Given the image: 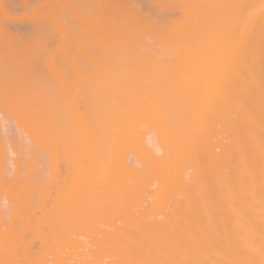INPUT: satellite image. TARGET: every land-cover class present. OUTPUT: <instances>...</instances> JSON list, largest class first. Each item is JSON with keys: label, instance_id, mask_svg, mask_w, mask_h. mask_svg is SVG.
I'll return each instance as SVG.
<instances>
[{"label": "bare ground", "instance_id": "6f19581e", "mask_svg": "<svg viewBox=\"0 0 264 264\" xmlns=\"http://www.w3.org/2000/svg\"><path fill=\"white\" fill-rule=\"evenodd\" d=\"M91 1L93 0H86L87 3L85 1L84 3L80 2L82 4L81 8H79L81 4L79 5L77 2L73 3L75 4V8L79 7L78 9H75L74 6H72L73 8L70 7L72 8L71 11L75 9L70 16L72 19L78 18L79 21H82L81 23L84 25L82 28L83 33L87 35L85 39H89V37L93 35V37L89 40L87 39L86 42H93L92 45L97 42L95 44L101 46H98L99 50L101 48V52L97 53H103V57L105 55L107 56L108 60L105 61V56L103 61H105L104 63L110 71H108L107 68L105 69L104 66V71L100 72H104V75L100 78L105 80L107 76L106 79H108L109 82L111 81L108 84H111L110 86L112 89L110 88L109 90L108 88L110 86L107 84L109 87H106L108 90L106 89L107 91H105V94L109 99H111L110 97L113 98V100L111 99L113 103L116 102L118 98V106L117 104L115 106V103L113 104L111 102V105L113 104L117 107L116 110H114L113 105L108 106V103L105 105L106 102H104V105L107 106L106 110L110 107L109 110H111L112 113L115 111L114 115L116 117V119H114L111 112H105L106 114L104 115H106V117L111 115V117H108L109 120L105 121L109 125L106 127L108 129H105V123H103L102 127V123L98 125L101 122V118L98 117L100 116L99 114L97 117L100 119L98 120L96 117L98 120L97 128H94L96 126L93 125L94 129H92L90 126L83 123L82 136H84L83 138H85V140L83 141L85 142L81 145L83 141H80L81 146L75 143V145L78 144L80 146H77L79 147L77 148L74 145L76 147L75 153L73 151L74 149H70H72V154L75 156L76 160L82 157L85 161L83 160V162L81 158L72 164V166H77V168L73 166L75 170L79 169V171H75V173L77 172L76 175L79 174L77 176L80 177L75 179V175L72 179L74 178L73 181L80 180L76 183L77 185L73 184L71 180V184L74 186L71 184H69V186L71 185V187H75V190H79L76 192L73 188L74 191L71 190V193H69H74L75 195L78 193L77 197L80 195L76 202L78 206L83 202L81 208L78 209L80 213L83 212V210L88 212L87 214L90 212L91 219L97 218V216L105 213L107 214H105L106 219H108L114 214L116 215V223L109 222V224L112 223L110 224V231L106 232V228H104V230H102V228V232L100 233L103 234L101 235L99 233L101 227L98 229L95 226L96 224H93V221L98 218L95 220L93 219V221L90 220V222L89 220L87 221L88 218H85L86 222H88V224L85 223L86 226L83 223L85 222L84 219H82V222L76 221L75 225L79 222L81 228L78 229L81 230L84 237L87 236L88 233L85 240H81V237L78 239L79 236H76L77 238L72 236L71 239L70 237L63 236L64 240L62 242L64 245H68L67 249L69 248L70 250L66 251L67 254L64 250L66 247L63 248V244L62 248L64 253L63 250L62 252L58 250V252L54 250V248L53 250L55 253L53 254L52 250H50V253L46 254H42L41 251L38 252L41 256L44 255L45 259L46 255L48 256L49 254L48 257H50L51 260L47 258L52 264H264V0H162L160 3H166L163 4L167 7L164 8L165 10L170 11L171 8L173 10L175 8L177 12H179L178 14H176V12L173 14L176 16L179 15L178 17L172 18L173 15H167L168 17H172L166 19L167 16H163L165 18L162 17L163 21L160 20L161 17H159V19L155 18L157 21L152 20V15L151 18L149 17L151 20L143 19V16H139L140 14L138 12H136V14L138 13L137 15L135 14L132 7H130L132 11L129 10L128 6H125L127 2L125 5L123 4L124 0H121L122 5L125 6H123L124 8H128L127 10L125 9V11H123L124 8H121L119 5V7L116 6V8L112 6L111 3L107 5L106 2H109V0H100V5L98 1H96L98 4H96L95 1H93L95 4ZM101 1L104 2L106 7ZM116 1L117 0H114V3L117 5L120 0H118V2ZM130 1L131 0H129V2ZM89 2L90 4H94V9L92 4V8H90ZM160 3L158 2V4ZM169 3L172 6L167 5ZM70 5L71 4H69V6ZM64 6L63 4L62 9L66 11L68 8ZM159 6L161 7V5ZM60 11L55 14V17H58L57 20H55L56 22L53 21V19H55L54 16H51V18H53L52 23L56 28H60L62 25L61 23L63 21L61 22L60 18L67 19L69 17L70 10L69 12L66 11L68 12V16L62 15L61 13L63 11ZM93 11H96V13ZM129 12L131 16L134 15L133 17L135 19L133 20L139 21L137 24V21L135 23L133 22V25H135L134 27L128 22L129 26H132V28H129V26L127 28L124 25V22L128 25L127 19L124 17L126 14L124 13ZM131 12L134 14L132 13V15ZM88 13H90L89 16H94L95 18L90 19L91 17H88ZM78 14H81L79 15L80 17ZM120 16L123 17L120 18ZM121 19L124 28L121 27L122 25L120 23L119 25L122 29L119 27L117 28L118 23L116 22L117 20L120 22ZM58 21L60 22V26L58 25ZM115 23L117 24L115 25ZM38 27H41V25ZM59 28L56 30L61 31L65 26L62 25L61 30ZM131 32L132 34L130 35ZM133 32L135 34H133ZM71 35H73V33ZM34 37L36 39L37 36L35 35ZM82 38L83 40H80L84 41L83 36ZM12 39L13 38H11V40ZM23 40L24 39L21 41ZM35 41L38 42L39 40ZM150 42L153 43V45L157 44L155 45L156 47H158V44L159 46L161 45V48H166L165 51L156 49V52L150 53L155 50L152 49V51H149L151 49ZM42 43L44 42L41 40V44ZM22 46H20V49ZM86 46L88 48V45ZM135 46H138L137 51L134 49L136 48ZM144 46L145 52L135 53V51L138 52L140 49L139 47L143 48ZM90 50H92V47ZM29 51H31V49ZM95 52L96 50L94 53ZM45 53L47 52L45 51ZM101 59L102 58H100L98 62H100ZM112 59L113 63L111 61ZM24 60V64L27 65L25 63L26 59ZM36 60L37 59L33 60V62ZM109 60L111 62H109ZM17 61H19L18 58ZM19 63L20 62H18V64ZM116 63H118L117 67L114 66ZM42 64V66H44V63ZM33 66L36 67L35 64ZM37 68L38 67H36V69ZM111 68H113V70ZM23 70L21 71L20 69L18 72H23ZM0 71L2 72L3 70L0 69ZM74 71L76 72V70ZM95 71L97 72L99 70ZM3 74L7 75L6 73ZM56 74H58V72ZM95 75L97 74L95 73ZM50 77L51 76H49V78ZM77 77H75V79ZM7 78H5L6 81ZM19 79L22 78L19 76ZM30 79L28 81H30ZM33 79L34 78H32V80ZM26 83L28 84V82ZM24 84L22 82L21 85ZM73 84L74 83H72V85ZM9 86L13 87L11 84ZM15 86H17V84ZM12 89H14V87ZM76 89L77 88H75V90ZM5 90L3 89V91ZM19 91L21 94L22 91ZM31 92H33V88ZM35 92L38 93L39 91L36 90ZM65 92L66 91H64V93ZM8 93L10 94V92ZM60 93L61 92L58 94L60 95ZM45 95L43 96L45 97ZM108 98H106V101L109 100ZM114 98H116V101ZM42 100L45 102V99ZM31 101L33 102L32 99ZM70 101L72 102V100ZM18 102L19 100L17 103ZM24 102H22V104ZM35 103L36 102H33L32 105ZM69 105L70 103L68 106ZM27 108L28 107H26V110ZM69 109L71 111L72 107H69ZM91 110L93 111L95 109L93 108ZM54 111L55 110L52 112ZM40 113L41 112H39V114ZM77 114L78 113H76V115ZM93 114L97 113L93 112ZM47 115L45 114V117ZM91 117H89V119ZM81 120L83 121V119H80V122ZM143 122H145V126L148 124L149 127H147L149 131L150 127H153V129L151 128L153 130L151 132L156 134L155 137L157 139L155 140L158 142L160 154L154 152L152 149L153 147L150 148L149 145H147L148 143L145 142L146 134L149 132L145 133L146 130H141V124ZM39 123H42V121ZM30 125L28 127H30ZM100 128H103L102 133L97 132L100 131ZM53 131L54 128L52 132ZM31 133L33 132L31 131ZM68 134L71 135L72 133L70 134L69 132ZM57 135L60 134L57 133ZM97 136L98 139L96 140ZM38 137L39 136L33 141L36 142ZM66 137H68V135ZM77 137L79 136L74 137V139ZM31 138H33V135ZM105 138L112 139V141H109L110 143L114 142L112 147ZM57 140L58 139H56V141ZM96 141H98V143H96ZM37 142H42L41 144H43V140ZM71 142L69 141V143ZM122 144L126 147L122 146ZM117 145L118 147H116ZM68 149L69 147L66 148L67 154L69 153ZM77 149L80 152H76ZM118 149H120V152H117ZM134 149L136 153L133 154L137 157V159L135 158L137 163H135V166H133L134 164L130 166L128 165L130 164L128 161L131 159L129 158V160H126L128 156L126 152H131V155H133L132 152ZM78 153H81V157L79 156L76 158ZM113 154H115V157L112 156ZM65 157L67 156L65 155ZM121 157L122 159H118ZM72 160L74 161V159ZM76 162L81 163L80 165H82V162L83 165L85 163V168L79 164L76 165ZM138 162H141L139 168L136 167ZM81 169H83V171L85 169L84 174H82L83 171ZM143 169L148 170V172L144 174ZM82 178L83 181H81ZM75 195H72V197ZM92 196L93 198L97 196L96 198L99 203H96V198L93 200ZM86 197H89V202ZM70 198L68 199L70 200ZM64 199L63 197L61 200L65 202L66 200ZM71 202L74 204V201ZM84 203H89L88 205L92 204L94 208L92 207V209L90 208L92 205L87 206ZM64 204L66 203L62 205ZM66 205L68 206V203ZM66 205L62 207V210ZM82 205L85 206L82 207ZM85 208H87V210ZM81 209L83 210L81 211ZM95 210L96 213L93 212ZM98 210H102L101 213H99L100 211ZM110 214L112 216H110ZM61 215L59 216L61 217ZM73 215L74 217L71 215L72 219L75 218V214ZM101 217L103 218L104 216L101 215ZM102 218H99V220ZM113 219L114 216L111 220L114 221ZM104 221L105 220H103V222L100 221V223L104 225ZM59 223L60 221L58 224ZM106 224L108 226V223ZM83 225L86 227V231L83 230L84 232L82 231L84 228ZM99 226L101 225L99 224L98 227ZM68 228L69 226H67V229ZM68 231L71 232L73 230L68 229L67 232ZM97 231L99 236H97L98 234L96 235ZM72 234L71 232V235ZM68 236H70V233ZM59 237L57 241L60 239ZM67 238L68 242H66ZM53 241L56 242V238ZM62 242L60 240L59 243ZM49 246H51V244ZM49 246H47V248H49ZM8 252L6 253L9 254ZM13 254L16 255V253ZM8 258L11 257L9 256ZM40 258L42 264H48L44 263L47 261H44L43 257ZM3 260L2 263H4ZM22 260L24 261L25 259ZM41 260L38 259L37 263H39V261L41 263ZM5 261H7V259H5ZM27 261L29 262V260ZM30 263L32 262L30 261Z\"/></svg>", "mask_w": 264, "mask_h": 264}, {"label": "rangeland", "instance_id": "374dc122", "mask_svg": "<svg viewBox=\"0 0 264 264\" xmlns=\"http://www.w3.org/2000/svg\"><path fill=\"white\" fill-rule=\"evenodd\" d=\"M26 1H28V2H26ZM67 1H68V4H67ZM84 1L86 2V0H65V1H63V0L62 1L61 0H25V1H23V0H0V35H1L0 36V58H1L0 59V69L4 71V72L0 71V101H1L0 102V104H1L0 105V261H1L0 264H4V263L5 264L6 263L7 264H9V263L14 264V262H15V264H17V263L18 264H20V263H22V264H28V263L29 264H42V260H41L40 257L44 258V255L41 256L38 251H41L42 254L43 253L46 254V253H50V250H52V254H53V253H55L54 250H57V251L60 250L62 252L63 248L66 247V249H64V250H65V253L67 254L66 251H68L69 248L67 249L68 245L66 246V245L63 244V242H62L64 240L63 236L64 237L67 236L68 238L70 237V239H71L72 236L73 237H76V236L78 237L79 236L78 239L81 237L80 238L81 240L82 239L85 240V237L88 236V233H87V236L84 237V235L82 234L81 230L78 229V228H81L80 225H79V222L80 221L82 222V219L85 220V222H83L84 225H85V223L88 224V222H86L87 218H88L87 221L89 220V222H90V220L93 221V219L95 220V219L98 218L97 220L93 221V224L94 225L96 224L95 226L98 229L101 227L99 233L102 232V230H104V228H106V230H105L106 232L107 231L109 232L110 229H111L110 228L111 227L110 224H112V223L109 224V222H113L114 223L116 221L115 220V216L116 215H114L113 213L112 214L114 216V219H113L114 221L111 220V218L113 217L111 214H110V216H112V217H110V218L107 217L108 219H106V215H107L106 213H105L106 215L105 214H101V215H103L105 217V218L103 217L104 219L101 217V215L97 216V218L91 219L90 218V212H89V214H87L88 212H86L83 209H81V211L83 210L85 215H84L83 212L80 213L78 209L81 208V204L83 202L80 203V206H78V204L76 203L77 199L79 198L80 195L77 197L78 193L76 195L74 193L70 194L71 190H73V188L75 190V187H71V185H72L71 183L74 180V178L72 179V177L76 175L77 172L75 173V171H79V169L75 170L74 167L77 168V166L73 165L74 166L73 167L72 164L75 163V161H78V159L82 158L81 155H80L81 153L80 154L78 153L79 155L77 154L78 156L76 155V158L79 157V156L81 158H77V160H76L75 156L72 154L73 153L72 149H74L73 151L75 153V149H76L77 146L80 145V141L82 142L83 140H85V138H83L84 136H82V134H83L82 133V125H83V123H85V125H88L92 129H94V128H97L98 120L101 118V122L98 125H101V123H102V125H101V127H102L103 123H105L104 127H105V129H108L106 127L109 126V125L105 121L106 120L108 121L109 120L108 117H111V115H112V117H114V119H116V117L114 115L115 111L112 110L113 111V113H112L111 110H109L110 107L106 110L107 106H105V105L108 103V106H112L115 103L114 105L116 106V104H117V106H118V103H117L118 102V98H117V101L115 100L116 98H114V100L116 102L113 103L112 102L113 98L110 97L112 99L111 100L105 94V91H107L108 89L110 90V88H111V86H110L111 84L110 85L108 84L111 81L109 82V80L106 79L107 76H106L105 80L100 78L101 76L104 75L103 74L104 72L100 73L101 71H104V66H105V69L106 68L108 69V67H106L107 65H105V63H104L106 60H108L107 56L104 54L107 59L105 58V61H103L104 60L103 58L105 57V56L103 57V53H97V52H101L100 51L101 48H100V50L98 49L101 46L98 45L99 46L98 47L95 44L97 42H95L94 45H92L93 42H91V43L89 41H88L89 43L86 42V40L88 38L85 39L87 37V35L86 34L84 35V33H83V29L82 28L84 27V25L81 23L82 21H79L78 18L77 19H74V18L72 19L71 16H70V14L72 12H74L76 8L78 9V7H79L78 6V7L75 8V4H73V3L77 2L80 5L81 4L80 2L84 3ZM93 1H95V3H96V1H98L99 5H100V0H93ZM93 1H91V2H93ZM160 1L162 2V0H153V1L152 0H133V1L131 0L130 2H129V0H124L123 4L125 5L126 2H127V5H125V6L126 7L128 6L129 10H131V11L133 9L135 14H136V12H138L140 14L139 16H141V15L143 16V19H150L153 16L152 20H156L157 18L159 19V17H161L160 20L163 21L162 20L164 18L163 16L166 17L167 15H173L175 12H176V14L179 13V12H177V10L175 8H174V10L171 8L170 11L169 10H165L164 8L166 6L163 5L165 2L163 1L164 3H160ZM24 2H26V3H24ZM101 2H103V1H101ZM116 2H118V0ZM158 2L160 4H158ZM98 3H96V4H98ZM106 3H107V5H108V3H111L112 6H114L115 8H116V6L117 7L120 6L121 8L124 6V5H122L121 0L119 2L121 5L119 3H117V5H116V3H114V0H109V2H106ZM128 3H129L130 6L128 5ZM63 4L65 5L64 7L68 8V9H66V11L69 12V10H70L68 18H71V19L60 18V21L61 22L63 21L61 24L63 26H65L66 29L64 28L65 29L64 30L62 28V30H63L62 31L61 30V26L62 25L60 26V22L58 21L59 22L58 25L60 26V28L59 27H57V28H59L61 30V31H58V30H56L57 28L54 27L55 25H53V23H52V19L53 18H51V16L52 17L54 16V18H55V19H53V21L57 20L58 17L56 18L55 14H57L60 10H61L60 12L63 11L61 13L62 15L63 14L67 15L68 12H66V11H64V9H62L63 8ZM69 4H71V5L69 6ZM91 4L89 2L90 8H92L94 6V4H92V7H91ZM102 4L104 5V2ZM159 5H161V7ZM167 5H171V4L169 3ZM32 6H34V7H32ZM72 6H74V8H75V9H73V11H71L72 8H73ZM81 6H82V4L80 5L79 8H81ZM104 6L106 7V5H104ZM158 6H159V8L157 9ZM29 7H30V9H29ZM70 7H72V8H70ZM130 7H132V9ZM93 9H94V7H93ZM93 9H91V10H93ZM125 9L126 8H124L123 11H125ZM52 10H53L54 14H53ZM93 12L96 13V11H93ZM27 13H28V15H27ZM132 13L133 12H131V14ZM155 13H156V15H155ZM124 14H126V16H124V17H126V19H127V24L129 22V24H132V26L134 27L135 25H133V24L137 21V20H133V19H135L133 17L134 13L132 14L133 16L130 15V12L129 13H124ZM146 14H147V16H146ZM62 15H61V17H62ZM79 15H81V14H78V16ZM89 15H90V13H88V17L90 18L91 16H89ZM178 16L179 15H177V16L173 15V17L172 16L171 17L174 18V17H178ZM121 17H123V16H120V18ZM127 17H129V18H127ZM146 17H148V18H146ZM171 17L167 16L166 19L167 18H171ZM93 18H95V17L93 16L90 19H93ZM74 21H76V22H74ZM118 21L119 20L116 21L118 23V25H119V23L122 25V23H121L122 19L120 20V22H118ZM130 22H132V23H130ZM138 22L139 21H137L136 24ZM117 23H115V25ZM37 24H38V26L41 25V27H38ZM70 24H72V25H70ZM129 24L126 25V23L124 22V25L127 28L129 26ZM118 25H117V28L118 27L119 28H121V27L124 28L123 25L121 27H120V25L119 26ZM132 26H129V28H132ZM32 27H34V28H32ZM52 27H54V28H52ZM39 29H41V30H39ZM135 29H137V28H135ZM53 30H54L55 33L53 32ZM31 32H35V33H31ZM60 32H61V34H60ZM72 33H73V35H71ZM58 34H60V35H58ZM131 34H132V32L130 33V35ZM133 34H135V33L133 32ZM29 35H30V38H29ZM33 35L37 36L36 39H35V37ZM65 35H66V37H65ZM3 36H5V37H3ZM32 36H33L34 40H33ZM82 36L84 37V41H81V40H83ZM21 37H22V39H24L23 41L25 43L23 41H21L22 40ZM92 37H93V35L91 37H89V39H91ZM11 38H13V39L11 40ZM58 39H60V40H58ZM17 40L20 41V42H18ZM35 40H39V41L37 42ZM41 40L44 43L41 44ZM21 42H23L24 44L21 43ZM85 44L88 45V48H87V46ZM19 45L20 46L23 45L21 47V49H20ZM75 45H76V47H75ZM150 45H151V49L149 51H152V49H155V50H153L150 53H154L157 50H161V51L164 50L165 51V49H166L164 47H162L163 48L162 49L160 47L161 45L159 46V44H158V47L155 46L157 44L153 45V43H151ZM26 46H28V47H26ZM91 47H92L93 51L90 50ZM23 48H25V49L30 48L31 51H29L30 49L25 50ZM70 48H73V49H70ZM137 48H138V46L136 48H134V49H136V51H137ZM139 48L140 49L138 50V52L135 51V53H139V52L142 53V51L145 52V46L143 48L142 47H139ZM95 50H96V52L94 53ZM36 51H37V53H36ZM45 51L47 53H45ZM50 51H52V52H50ZM25 52H26V54H25ZM43 54H45V55H43ZM101 54H102V56H101ZM14 55H15V57H14ZM138 56H139V54H138ZM164 56H167V55H164ZM21 57H22V59H21ZM79 57H81V58H79ZM17 58H18L19 61H17ZM100 58H102L101 61H100L101 63L98 62L100 60ZM110 58H113V57H110ZM5 59H6V61H5ZM24 59H26L25 63L27 65L24 64V61H25ZM35 59H37V60L35 62H33V60H35ZM81 59H84V60H81ZM7 60H8V62H7ZM21 61H22V63H21ZM111 61L113 63V59ZM111 61L109 60V62H111ZM18 62H20V63L18 64ZM109 62L107 61L108 64H109ZM115 62H117V61H115ZM42 63H44V66H42L43 65ZM97 63H99V64H97ZM23 64H24V66H23ZM34 64H35L36 67H38L37 69H40V70H37L36 67L33 66ZM116 64H114V66L117 67L118 63H116ZM30 66H32V67H30ZM95 66H98V67H95ZM108 66H110V65H108ZM33 67H34V70H37V71H34ZM19 68L21 69V71L24 69L23 72H21V71L18 72V70H20ZM52 68H54V69H52ZM111 69L113 70V68H111ZM53 70H54V73L58 72V74H56V73L54 74ZM55 70H57V71H55ZM74 70H76V72L77 71L78 72L76 73ZM95 70H99V71L96 72ZM7 71H9V72H7ZM108 71H110V70L108 69ZM25 72H27V73H25ZM35 72H38V73H35ZM59 72H60V74H59ZM94 72L97 75H95ZM3 73H6L7 75H5ZM49 73L52 74V75H50ZM24 74H26V75H24ZM76 74L78 75V77H77ZM18 75L22 79H19ZM85 75H86V77H85ZM37 76H39V77H37ZM49 76H51V77L49 78ZM23 77H26V78H23ZM53 77H54V79H53ZM75 77H77L76 79L78 81L75 79ZM5 78H7L8 82L5 80ZM32 78H34V79L32 80ZM26 79H27V81H26ZM29 79H30V81H28ZM19 80H22V81H19ZM22 82H23V84L28 82V84L26 83L24 85H21ZM31 82H32L33 85L31 84ZM75 82H77V83H75ZM68 83H70L71 85L68 84ZM72 83H74V84L72 85ZM10 84H11V86L13 85L14 89H12L13 87L9 86ZM14 84L15 85L17 84L18 87L15 86ZM77 84H81V85H77ZM107 84L110 87L107 86ZM8 87H9V89H8ZM37 87L40 90H38ZM42 87H44V88H42ZM106 87L107 88L109 87V88L107 89ZM32 88H33V92H31ZM75 88H77V89L75 90ZM3 89L4 90L6 89V90L3 91ZM16 89L18 90V92H17ZM42 89L45 90V91H43ZM19 90L22 91L21 94L23 96L20 94ZM36 90L39 91L38 92L39 94L37 92H35ZM48 90H50V91H48ZM64 91H66V92L64 93ZM91 91H92V93H91ZM94 91H95V93H94ZM8 92H10V94ZM23 92H24V94H23ZM49 92H50V95H49ZM59 92H61L62 94L60 93V95H59L58 94ZM78 92H79V94H78ZM18 93H19V95H18ZM41 93L43 95L46 94L45 97ZM66 93H67V95H66ZM1 94H2V96H1ZM71 94H72V96H71ZM40 96H41L42 99H45V102H44V100H42L40 98ZM58 96H59V98H58ZM103 96H105V97H103ZM24 97H26L27 99L24 98ZM54 97H56V98H54ZM67 97H68V100H67ZM101 97H103V98H101ZM72 98L73 99L76 98V99L73 100ZM104 98H105V101H104ZM106 98H108L109 100L106 101L107 100ZM6 99H7V101H6ZM28 99L30 101L32 99L33 102H36V103L34 105H32L33 102L32 101L30 102ZM18 100H19V102L17 103ZM24 100H25V102H24ZM26 100H28V101H26ZM70 100H72V102ZM2 102H3V104H2ZM22 102H24V103L22 104ZM67 102L70 103L69 106H68L69 103H67ZM99 102H101V103H99ZM104 102H106L105 105H104ZM111 102L113 103L112 105H111ZM52 106H54V107H52ZM115 106L113 107L114 110H116V108H117ZM26 107H28L27 110H26ZM69 107H72L71 111H70ZM95 107L97 108V110H96ZM31 108H33V109H31ZM93 108L95 110L92 111L91 109H93ZM52 109L56 111V112L54 111L55 114H54V112H52L53 111ZM75 109H76L77 112L75 111ZM79 109H81V110H79ZM83 109H85V110H83ZM103 109L106 110V111H104ZM111 109H112V107H111ZM85 111L88 112L89 114L86 113ZM107 111L111 112V115H109L108 117H106V115H104V114L107 113ZM39 112H41V113L39 114ZM75 112L78 113V114L76 115ZM93 112L97 113V114H93ZM79 113H81L82 115L79 114ZM45 114L46 115L48 114V115L45 117ZM98 114L100 116H98ZM58 115H60V116H58ZM85 115L89 116V117H91V115H92V117L89 119V117H86ZM57 116H58V118H57ZM97 116L100 117V118H98ZM81 117H83V118H81ZM96 117L98 118V120L96 119ZM84 118H85V120H84ZM93 118L95 119L96 122L94 121ZM80 119H83L84 122L82 120L80 122ZM87 119H89V120L86 121ZM41 121H42V123H39ZM29 125H30V127H28ZM93 125L96 126V127H94ZM52 126L54 128L53 132L55 134V137H54V134L52 132V130H53ZM141 126H142V128L140 127L141 130L143 129V131L146 130L145 133L146 132L150 133V134L149 133L146 134L147 136L145 138V142L148 143L147 145H149L150 148L153 147L152 148L153 151L157 152V154H160V150H159L160 148L158 146V142H157V140H155V139H157L155 137L156 134L151 132V131H153L152 130L153 127H150V131H149V128H148L149 126H148V124L145 126V122H143L141 124ZM143 126H145L146 128L143 127ZM30 128H31V130H30ZM37 128H39L40 130L37 129ZM103 128H100V131H97V130L96 131L98 133L99 132L102 133ZM31 131L33 133H31ZM37 131H39V132H37ZM69 132H70V134L71 133L72 134L69 135L68 134ZM154 132H155V130H154ZM57 133H59L60 135H57ZM77 133H78V135H77ZM80 134H81L82 137L80 136ZM29 135H31V136L33 135V138L34 137L35 138L34 139L31 138V136H29ZM67 135H68V137H66ZM37 136H39V137L36 140V142L33 141V140H35L37 138ZM72 136H74V137L79 136V137L74 139V137H72ZM99 136H100V134H99ZM103 137H102V139H103ZM81 138H83V139H81ZM56 139H58V140L56 141ZM71 139H74V140H71ZM76 139H77V141H76ZM97 139H98V136H97L96 140ZM150 139H152V140H150ZM40 140L41 141L43 140V144H41L42 142L41 143L37 142V141H40ZM66 140H68V141H66ZM106 140H108V142L112 141L111 138H108ZM59 141H60V143H59ZM69 141L70 142L72 141V142L69 143ZM73 141H75V142H73ZM152 141H153L154 144L152 143ZM84 142L85 141H83L81 143V145H83ZM62 143H64V144H62ZM75 143H78L79 145L78 144L75 145ZM96 143H98V141H96ZM69 144L72 147H70ZM112 144H114V142H111V143L109 142V145H111V147L113 146ZM118 145H120V144H118ZM118 145L116 147H118ZM122 146H125V145L122 144ZM68 147H69L68 150H69L70 154L66 153L67 152L66 148H68ZM79 147H77V148H79ZM70 148H72V149H70ZM127 148H125V149H127ZM121 149H122V147H121ZM119 150L120 149H118L117 152H120ZM78 151L79 150L77 149L76 152H78ZM117 152H116V154H117ZM126 153H128L127 154L128 156L130 155L129 157L128 156L126 157V160H129V158L132 160V162H131V160H129L128 162L130 164H128V163L127 164L130 165V166H131V164L132 165L134 164L133 166H135V163H137V160H135V158L137 159V157L133 154V153H136L135 149L132 152L133 155H131V152L129 153L128 151ZM124 154H125V151H124ZM65 155L67 157H65ZM112 156L115 157V154H113ZM125 156H126V154H125ZM68 159H70V160H68ZM72 159H74V161ZM118 159H122V157L118 158ZM81 160L85 161L84 158H82ZM70 161H72V162H70ZM83 162H82V165H80L81 163L76 162V165L79 164L80 166H84V168H85V163L83 165ZM140 163L141 162H138V164H140ZM138 164H137L136 167L139 168L141 166V164L140 165H138ZM86 167H87V165H86ZM73 168H74V170H73ZM81 170L83 171V169H81ZM143 170H144V172H143L144 174H146L148 172V170H146V169H143ZM84 172H85V169H84L82 174H84ZM82 174H80V175H82ZM77 175H79V174H77ZM77 175H76L75 179H77V177H78ZM78 178H80V177H78ZM78 181L77 180L73 181V184L77 185L76 183ZM81 181H83V178H82ZM69 184H71V185L69 186ZM72 186H74V185H72ZM67 189L68 190L70 189V190L68 191ZM77 190H79V189H77ZM77 190H75V191L77 192ZM64 191H66V192H64ZM63 193H67V194H63ZM79 193H80V191H79ZM72 195H75L77 198L75 196H73L74 197L73 198ZM60 196H61V198H60ZM70 196H71V198H70ZM63 197L65 198L64 200H66L65 202L61 200V199H63ZM96 197L97 196H95L93 198V196H92L93 200ZM68 198H70L71 201H74V204ZM86 198H87V201L89 202V200H88L89 197H86ZM86 198H84V199H86ZM95 200H96L95 201L96 203H99L97 201V198ZM90 201H91V199H90ZM78 202H79V200H78ZM101 202H102V200H101ZM63 203H66V204L68 203V206L66 204H64V205H66L65 206L66 208L64 207L63 210H62V207L64 206V205H62ZM75 203L77 204V206H76ZM92 203H93V201H92ZM96 203H95V205L97 206ZM88 204H85V205H87V206H91L92 205V204L91 205H88ZM85 205H82V207L85 206ZM92 207H93V205L90 208H92ZM99 207H97V208H99ZM67 208H69V209H67ZM71 208H72V210H71ZM74 208H75V210H74ZM97 208H95V209H97ZM59 209H61V210H59ZM85 209L87 210V208H85ZM67 210H68V212H67ZM98 211H100V210H98ZM101 211L99 213H101ZM93 212L96 213V210L93 211ZM58 214L59 215L63 214L65 217L63 215H61V217H60ZM73 214H75V218L72 219V217H74ZM98 214H96V215H98ZM56 215H57V217H56ZM66 215H68V216H66ZM71 215H72V217H71ZM87 215H88V217H87ZM76 216H77V219H76ZM93 217H94V214H93ZM99 218H102V219L99 220ZM54 219H56V220H54ZM103 220H105V221L109 220V221H107V222L104 221V225H103V223H100V221L103 222ZM59 221H60V223H59L60 225L58 224ZM76 221H79V222H77V225H75ZM106 223H108L109 227L107 226ZM47 224H49V225H47ZM57 224H58V227H57ZM97 224L98 225L100 224L101 226L98 227ZM66 225L69 226V228H68L69 230H73V231H71L73 233L72 235H71V232H69V231L67 232L68 229H67ZM84 225H83V227H84ZM81 226H82V224H81ZM71 227L74 228V229H72ZM96 227H95V229H96ZM47 228H49V229H47ZM85 228L86 227H84L82 229V231L83 230L86 231ZM51 229H52V231H51ZM107 229H109V230H107ZM69 233H70V236H68ZM75 233H76V235H75ZM97 234H98V231H97L96 235ZM97 236H99V234ZM58 237L60 239H58V241H57ZM55 238H56V242L57 243L55 241H53V240H55ZM68 238H67L66 242H68ZM76 238H74V239H76ZM60 240H61L62 243H59ZM50 244H51V246H49ZM57 244H60V245H57ZM62 244H63V248H62ZM47 246H49V248H47ZM59 246L61 247V249H60ZM53 248H54V250H53ZM70 249H71V247H70ZM64 250H63V253H64ZM6 252H8L9 254H7ZM13 253H16V255L13 254ZM22 253H24V254H22ZM19 254H21V255H19ZM12 255H14V256H12ZM5 256H7V257H5ZM9 256L11 258H8ZM48 256H49V254H48ZM48 256L46 255V259L44 258V261L45 260L47 261V262H44V263H48V264L51 263L52 264V262H50L51 259ZM19 257H21V258H19ZM32 258H33V260H32ZM5 259H7V261L9 263L7 261H5ZM20 259L21 260L25 259V260L24 261L22 260V262H21ZM38 259L41 260V263H40V261H39V263H37ZM2 260H3L4 263H2ZM27 260H29V262ZM30 261L32 263H30Z\"/></svg>", "mask_w": 264, "mask_h": 264}]
</instances>
